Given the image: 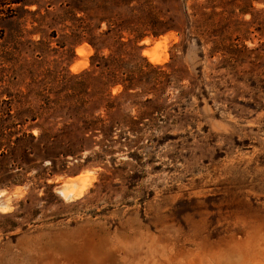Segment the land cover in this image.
Masks as SVG:
<instances>
[{
	"label": "rangeland",
	"instance_id": "rangeland-1",
	"mask_svg": "<svg viewBox=\"0 0 264 264\" xmlns=\"http://www.w3.org/2000/svg\"><path fill=\"white\" fill-rule=\"evenodd\" d=\"M29 1L31 11L56 15L42 33L30 34L38 24L29 14L0 31V264H264V0L252 1L253 16L238 8L244 0H152L168 26L187 11L195 34L175 46L181 36L170 30L123 53L140 55L150 75L158 74L147 63L187 73L175 70L156 95L141 93L149 87L143 78L139 96L119 100L123 114L142 127L168 125L167 135L116 143L83 128L92 114L120 128L130 121L98 109V78L75 76L90 67L94 49L73 46L71 23L59 24L70 0ZM136 1L134 15L126 6L111 15L158 27L144 19L145 0ZM200 4L207 15L193 17ZM21 24L27 31L18 33ZM206 28L225 35L215 41L232 48L227 60L210 57L214 43L199 34ZM42 36L48 43L29 41ZM116 42L113 32L107 44ZM192 80L195 90L182 93ZM85 85L92 95L74 110L71 95ZM157 97L165 104L159 113Z\"/></svg>",
	"mask_w": 264,
	"mask_h": 264
},
{
	"label": "trees",
	"instance_id": "trees-1",
	"mask_svg": "<svg viewBox=\"0 0 264 264\" xmlns=\"http://www.w3.org/2000/svg\"><path fill=\"white\" fill-rule=\"evenodd\" d=\"M253 0H244L243 3L237 5L242 14L249 13L253 16L252 10H254ZM136 0H70L65 2V5L60 14L59 24L71 23L70 26H67L71 29V37L73 38V46L80 45L84 41L89 43L94 49V54L90 57V67L85 69L77 77H95L98 78L99 84L96 92L94 93L95 104L98 105V109H104L108 117L112 115L122 114L124 118H127L130 121V124H126L123 127L119 125H109L105 123V120L100 116L91 115V117L84 121L85 126L83 127L86 130V133H92L95 135L97 133L102 134L104 141H109L111 143H116L121 139L131 140L135 138L143 137L144 132H149L154 135V132L162 131L164 135H167L166 132L170 130L168 125H157V124H146V126H141L137 122V118L131 116L130 114H123V110L119 100L125 97H136L139 96L137 90L141 89L143 83V78H146V83L149 86L147 91H142L141 93L145 95L153 94L156 95L158 91L164 92L167 87L172 83V78L174 77L175 70H179L182 73H187L182 69L173 68L171 63L164 65L168 70H162L164 66H155L153 64L147 63V66L151 71L156 72L158 75H150L151 73L145 72L143 67L137 62L140 55L133 54L130 60L126 59L125 53H123V48L127 45H133L137 47V44L142 41L145 37L157 38L160 35L167 33L170 30H176L181 36V40L175 46L183 45L189 37H192V24L196 21L191 20V15L184 12L185 17L179 19V25L168 26L164 24L159 15L155 14L152 10L153 3L152 0H145L142 5L148 11V14L144 19H150L152 22H159L158 27L152 29H142L129 25L128 18L119 17L115 18L111 15L110 10L115 7H129L131 8V15H134V11L138 8L131 6ZM34 1L29 0H0V31H3L4 25L8 24L7 22L13 19H23L25 14L33 16L31 23H37V26L33 25L32 32L30 34H35L37 32H43L42 25L48 15H56V13L47 12L46 15H43L39 10L31 11L28 9V6L32 5ZM205 8L203 4L194 5L192 8V16L197 17L200 15L197 12L198 8ZM144 9V11H145ZM194 9H196L194 11ZM92 11L94 14L91 16ZM264 12V9L262 10ZM23 14V15H22ZM42 15L43 20L37 19L36 15ZM207 15V12L202 10L200 16ZM210 15H217L213 10ZM131 17V16H130ZM27 21V20H25ZM12 22H15L12 21ZM11 22V23H12ZM105 23L107 28L102 29V24ZM46 24V23H45ZM51 23H48L49 25ZM23 24L18 25V33L27 31L25 27H21ZM116 32L117 42L116 47L113 45L107 44V39L111 37L112 33ZM200 36H203V40L214 43L210 49V57L221 54L224 60H227V54L229 50H232L230 46L224 44H218L215 39L221 37L224 39L223 34H221L217 29H205L202 32L199 31ZM15 39L19 40L21 34L17 35ZM205 36V37H204ZM198 37V44L202 46V38ZM32 44H38L41 42H46V37L42 36L39 41L29 40ZM246 49L248 48L244 45ZM258 48L251 49L257 50ZM105 50H108V53H105ZM131 65L132 68L129 70L126 68V65ZM264 65V64H263ZM186 79H189L187 77ZM180 79L178 81H183ZM189 85H181L184 93L185 89H190L189 91L193 92L195 90L196 83L190 81ZM82 83H80L81 85ZM121 86L122 90L118 94H113L112 90ZM94 90V86L85 85L81 90H74V93L71 95V100L73 103V109H78V98L83 95H92L90 92ZM81 92H84L81 94ZM96 94L98 97H96ZM91 100V99H90ZM153 99L147 98L146 103H151ZM159 97L154 99L156 101V106L158 107L157 112L160 109H164L165 104L159 102ZM92 102V101H91ZM136 105V104H135ZM159 113V112H158ZM162 116V113H160ZM183 116V115H182ZM167 123V122H166ZM119 130V132H117ZM33 139H37L32 133H27L26 131L22 132L21 137L28 136ZM45 135L43 132L38 139L42 140V136ZM118 136V138H116ZM20 138V137H18ZM22 139V138H21ZM44 147V146H43ZM43 152L49 154V150L43 148Z\"/></svg>",
	"mask_w": 264,
	"mask_h": 264
},
{
	"label": "bare ground",
	"instance_id": "bare-ground-1",
	"mask_svg": "<svg viewBox=\"0 0 264 264\" xmlns=\"http://www.w3.org/2000/svg\"><path fill=\"white\" fill-rule=\"evenodd\" d=\"M147 53V52H146ZM149 54V53H148ZM149 56H151V55H149ZM163 60V59H162Z\"/></svg>",
	"mask_w": 264,
	"mask_h": 264
}]
</instances>
